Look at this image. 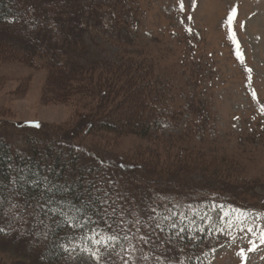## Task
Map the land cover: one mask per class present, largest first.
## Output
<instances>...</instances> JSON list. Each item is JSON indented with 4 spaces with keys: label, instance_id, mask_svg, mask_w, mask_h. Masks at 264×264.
<instances>
[{
    "label": "rangeland",
    "instance_id": "374dc122",
    "mask_svg": "<svg viewBox=\"0 0 264 264\" xmlns=\"http://www.w3.org/2000/svg\"><path fill=\"white\" fill-rule=\"evenodd\" d=\"M119 1L117 14L83 37L89 59L152 60L159 83L167 78L171 95L162 100L173 116L149 140L78 131L72 146L137 164L136 174L152 181L151 200L161 197L184 229L173 242H203L195 261L264 264V0ZM36 66L0 55V131L20 151L41 131L71 137L83 113L103 117L94 96L72 89L71 79L69 89L53 86ZM37 124L40 132L24 126ZM93 236L106 239L85 235L63 264H104L93 258L103 252ZM8 249H0L6 264H33ZM178 260L191 264L184 251Z\"/></svg>",
    "mask_w": 264,
    "mask_h": 264
},
{
    "label": "trees",
    "instance_id": "16d2710c",
    "mask_svg": "<svg viewBox=\"0 0 264 264\" xmlns=\"http://www.w3.org/2000/svg\"><path fill=\"white\" fill-rule=\"evenodd\" d=\"M119 5V0H0V55L30 68L38 67L36 61H41L40 69L47 72L53 86L69 89L67 84L71 79L74 82L72 89L83 92L85 97L91 94L96 99V110L103 108V117L99 119H95L92 112L90 115L81 114L71 137L61 135L60 130L48 136L49 131L24 125L35 132L41 131L40 137L26 146V151L16 149L9 143L8 136L0 131V200L4 201L5 207L14 191L8 184L9 163L19 167L28 164L33 171L39 166L53 182L67 184L70 191L60 196H66L78 206H83L81 200L84 199L86 181L97 174L118 181L113 187L130 198L129 204L135 200L143 208L152 201V181L136 174L137 164L118 158L105 160L104 156L102 158L93 150L72 146L78 131L83 136L101 131L108 136L149 140L151 131L162 120L172 119L173 109L162 100L171 95L168 91L170 86L165 82L167 78L159 83L160 75L155 74L152 60H129L125 57L115 61L107 58L90 60L89 48L83 37L102 28L105 16L117 14ZM79 62L83 64L79 65ZM72 89L69 92L74 91ZM32 178L29 174V179ZM15 191L24 194L15 199L23 202L24 196H27L29 203H34L31 197L37 195V191L27 188V182L25 187L17 185ZM88 214L99 221V226L89 223L74 230L65 225L63 218L56 217L58 223L53 225L55 232L47 239L42 235L37 238L44 231L43 226L37 225L35 219L28 216V223L23 227L17 223L14 225L16 230L8 235H0V249L9 250L8 245H15L14 259L24 263L63 264L71 252H63L58 245L66 243L68 236H75L76 245L85 235L98 232L106 237L109 234L104 221L95 212ZM40 218L46 219L43 214ZM0 223H4L7 230V223ZM166 234L171 236L168 232ZM60 237L63 239H58ZM202 243L201 240L173 242L169 245L171 250L168 254L179 259L182 247L191 264H205V260H194ZM144 254L151 255L148 246H144ZM113 259L117 264L120 262L118 257ZM146 263L152 264V261ZM0 264H6L1 253Z\"/></svg>",
    "mask_w": 264,
    "mask_h": 264
},
{
    "label": "snow or ice",
    "instance_id": "6c2138e0",
    "mask_svg": "<svg viewBox=\"0 0 264 264\" xmlns=\"http://www.w3.org/2000/svg\"><path fill=\"white\" fill-rule=\"evenodd\" d=\"M234 15L229 17V25L234 22ZM234 42L238 44V41ZM35 126L39 127L38 124ZM8 169V184L14 191L7 207L4 201L0 200V221L7 223V230L4 223H0V235H8L16 230L14 225L17 223L23 227L28 223L27 217L31 216L37 225L43 226L44 231L38 236L42 235L44 239H47L55 232L53 225L58 223L56 217L63 218L65 225L75 230L89 223H96L99 226V221L94 220L93 216L88 214L95 212L104 221L109 233L103 241L95 239L94 236L86 237L103 247V252L99 255H97L99 248L93 252L95 260L100 261L107 257L104 259V264H117L113 257H118L122 264H137V261L140 264H146L149 260L152 264H183L178 258L171 257L168 253L171 250L169 245L173 244L174 239L182 238L180 233L184 229H178V225L172 220V216L176 215L175 212L167 205L158 203L161 197H155L140 208L135 200H131L129 204L130 198L113 187L118 181L108 176L99 177L97 174L92 180L86 181L84 199L81 200L83 206H78L66 196H60L61 193L70 191L67 184L61 185L53 182L39 166L33 171L28 164L19 167L14 163H9ZM29 174L33 177L32 179H29ZM25 182H27V188L37 191V195L31 197L34 203H29L27 196H24L23 202L15 199L24 195L15 189L17 185L25 187ZM161 207H164L170 215L163 214L160 211ZM41 214L46 219H41ZM169 228L173 230L172 236L166 234ZM93 231L95 232V229ZM95 235L98 236L99 233L95 232ZM58 239H63V237ZM74 242L75 236H68L67 242L58 246L63 252L68 253L72 250ZM261 242L264 243V234L261 235ZM144 246H148L151 255L144 254ZM180 251L183 250L180 249Z\"/></svg>",
    "mask_w": 264,
    "mask_h": 264
}]
</instances>
